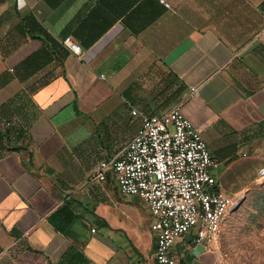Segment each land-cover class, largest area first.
<instances>
[{"label": "crops", "instance_id": "1", "mask_svg": "<svg viewBox=\"0 0 264 264\" xmlns=\"http://www.w3.org/2000/svg\"><path fill=\"white\" fill-rule=\"evenodd\" d=\"M179 101L245 205L264 183V0H0V264H157L145 201L96 174L133 109ZM171 255L253 264L194 233Z\"/></svg>", "mask_w": 264, "mask_h": 264}, {"label": "built area", "instance_id": "2", "mask_svg": "<svg viewBox=\"0 0 264 264\" xmlns=\"http://www.w3.org/2000/svg\"><path fill=\"white\" fill-rule=\"evenodd\" d=\"M62 43L81 53L71 36ZM196 89L191 87L189 95ZM132 113L141 117L138 132L115 156L100 162L96 176L105 179L113 172L123 194L145 201L157 235L155 260L176 264L171 255L176 240L194 233L196 244H214L240 198L215 187L216 159L201 131L183 113L181 101L160 114L137 109ZM259 175L264 178V166Z\"/></svg>", "mask_w": 264, "mask_h": 264}, {"label": "rangeland", "instance_id": "3", "mask_svg": "<svg viewBox=\"0 0 264 264\" xmlns=\"http://www.w3.org/2000/svg\"><path fill=\"white\" fill-rule=\"evenodd\" d=\"M217 242L231 262L264 264V183L227 217Z\"/></svg>", "mask_w": 264, "mask_h": 264}, {"label": "water", "instance_id": "4", "mask_svg": "<svg viewBox=\"0 0 264 264\" xmlns=\"http://www.w3.org/2000/svg\"><path fill=\"white\" fill-rule=\"evenodd\" d=\"M240 202L241 201H239L233 208H232V210L231 211H234V210H236L238 207H239V205H240Z\"/></svg>", "mask_w": 264, "mask_h": 264}, {"label": "trees", "instance_id": "5", "mask_svg": "<svg viewBox=\"0 0 264 264\" xmlns=\"http://www.w3.org/2000/svg\"><path fill=\"white\" fill-rule=\"evenodd\" d=\"M184 88V87H183Z\"/></svg>", "mask_w": 264, "mask_h": 264}]
</instances>
